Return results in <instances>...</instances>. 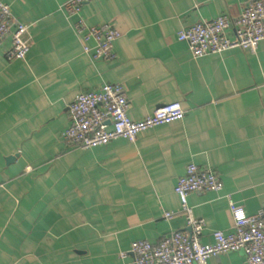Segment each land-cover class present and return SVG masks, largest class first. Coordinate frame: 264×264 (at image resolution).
I'll use <instances>...</instances> for the list:
<instances>
[{"label":"crops","instance_id":"crops-1","mask_svg":"<svg viewBox=\"0 0 264 264\" xmlns=\"http://www.w3.org/2000/svg\"><path fill=\"white\" fill-rule=\"evenodd\" d=\"M2 1L27 26L29 52L7 61L10 39L0 44V264H132V242L187 230L174 188L191 164L223 184L187 197L205 223L202 245L233 231L229 199L248 215L264 213V40L254 54L193 58L178 39L200 21L237 17L250 0H92L71 17L67 0ZM79 20L120 32L113 60L84 53L95 44L80 40ZM105 83L123 87L133 121L176 102L184 118L134 143L66 146L70 104Z\"/></svg>","mask_w":264,"mask_h":264},{"label":"built area","instance_id":"built-area-1","mask_svg":"<svg viewBox=\"0 0 264 264\" xmlns=\"http://www.w3.org/2000/svg\"><path fill=\"white\" fill-rule=\"evenodd\" d=\"M92 0H67L63 9L67 17L77 15L84 4ZM82 42L93 40V52L84 45L85 54L94 60L111 61L113 42L120 32L109 25L88 27L82 20L74 25ZM85 31L84 35L81 33ZM27 26L13 17L10 7L0 0V44L10 39L5 53L7 61H24L29 52L26 39ZM178 39L186 43L193 58L222 54L233 49H248L255 53L264 40V0H250L237 17L218 16L210 21H200L178 33ZM129 103L119 84H103L97 91L78 94L69 106V126L61 133L66 146L81 150L108 145L114 140L125 139L134 143L139 133L157 126L167 125L184 118L179 103H170L153 110L141 120L133 121L128 115ZM223 184L212 170L198 169L191 164L180 177L174 193L180 201L179 212L186 218L187 230L174 231L160 242L152 244L140 240L132 242L129 252L132 264H208L211 257L241 252L245 264H264V213H245L242 207L229 199L233 219V231L212 233L213 242L201 243L205 223L193 216L187 205V197L196 192L218 193ZM243 213V218L238 213ZM172 213H165L168 219ZM121 257L125 253L120 254Z\"/></svg>","mask_w":264,"mask_h":264},{"label":"clouds","instance_id":"clouds-1","mask_svg":"<svg viewBox=\"0 0 264 264\" xmlns=\"http://www.w3.org/2000/svg\"><path fill=\"white\" fill-rule=\"evenodd\" d=\"M238 217L242 219L243 218V213L242 212L238 213Z\"/></svg>","mask_w":264,"mask_h":264}]
</instances>
